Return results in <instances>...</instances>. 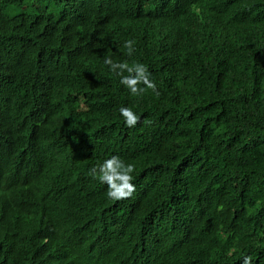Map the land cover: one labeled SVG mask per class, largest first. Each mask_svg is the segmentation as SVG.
Segmentation results:
<instances>
[{
	"label": "trees",
	"instance_id": "obj_1",
	"mask_svg": "<svg viewBox=\"0 0 264 264\" xmlns=\"http://www.w3.org/2000/svg\"><path fill=\"white\" fill-rule=\"evenodd\" d=\"M0 264H264V0H0Z\"/></svg>",
	"mask_w": 264,
	"mask_h": 264
}]
</instances>
